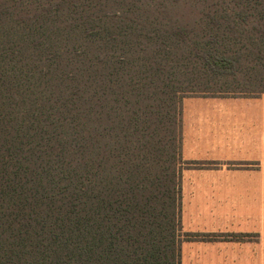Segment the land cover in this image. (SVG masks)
I'll use <instances>...</instances> for the list:
<instances>
[{
    "label": "trees",
    "instance_id": "trees-1",
    "mask_svg": "<svg viewBox=\"0 0 264 264\" xmlns=\"http://www.w3.org/2000/svg\"><path fill=\"white\" fill-rule=\"evenodd\" d=\"M218 2L155 32L93 1L0 0V264H181L199 236L182 232L183 98L264 93V73L228 83L264 72V0ZM245 30V53L213 46Z\"/></svg>",
    "mask_w": 264,
    "mask_h": 264
},
{
    "label": "crops",
    "instance_id": "crops-1",
    "mask_svg": "<svg viewBox=\"0 0 264 264\" xmlns=\"http://www.w3.org/2000/svg\"><path fill=\"white\" fill-rule=\"evenodd\" d=\"M182 106L181 264H264V93Z\"/></svg>",
    "mask_w": 264,
    "mask_h": 264
},
{
    "label": "rangeland",
    "instance_id": "rangeland-1",
    "mask_svg": "<svg viewBox=\"0 0 264 264\" xmlns=\"http://www.w3.org/2000/svg\"><path fill=\"white\" fill-rule=\"evenodd\" d=\"M90 1L94 2L97 9L98 7L106 10H114L118 8L119 10L125 13L126 20L135 19V20L147 21L149 23V27L147 28L148 30L145 31H155V32L158 31L160 28L170 29L175 25L178 26L185 25L188 27L198 26V22H195L194 25V21L199 20L200 22H202L200 19L207 18L209 17L208 15L211 16V13L217 16L216 12L214 13V9H216V5L219 3L218 0H86V4H89L90 11L92 12L93 11L97 12L98 10H95L91 7ZM74 2L82 3L83 0H74ZM226 5L227 4H223V3L219 4L221 8H223ZM199 25H201V23H199ZM247 27H250V25L248 24ZM206 28L207 27L204 26L201 31L197 27V33L202 38L204 35L205 37L204 40L206 39L208 40L210 38V36L206 35ZM248 31L249 30L240 32L241 36L239 35L236 36L237 42L229 39L228 37L223 39L221 36L216 37L215 38L216 43L213 46L219 47V50L226 51L229 53L238 52L237 50L240 49L243 54L246 52L247 49H244L242 51V45L239 43V41L242 39L244 42L250 43L249 34L252 35V32H248ZM233 39L236 40L235 38ZM252 50L256 51L257 49L252 48L251 51ZM253 63L254 61H251V64ZM247 64L248 62L246 60L244 66ZM245 67L241 68L238 71L235 80L233 81L230 80V82H228L230 84L229 86L234 87L233 86L234 83H238V82L246 83L250 81L254 83L255 75L257 73H264L263 71L250 69L249 65ZM212 87H216V86H212ZM259 88L256 89L258 90Z\"/></svg>",
    "mask_w": 264,
    "mask_h": 264
}]
</instances>
